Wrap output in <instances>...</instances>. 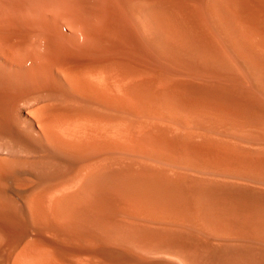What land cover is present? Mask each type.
I'll list each match as a JSON object with an SVG mask.
<instances>
[{
  "label": "bare ground",
  "instance_id": "obj_1",
  "mask_svg": "<svg viewBox=\"0 0 264 264\" xmlns=\"http://www.w3.org/2000/svg\"><path fill=\"white\" fill-rule=\"evenodd\" d=\"M0 264H264V0H0Z\"/></svg>",
  "mask_w": 264,
  "mask_h": 264
}]
</instances>
